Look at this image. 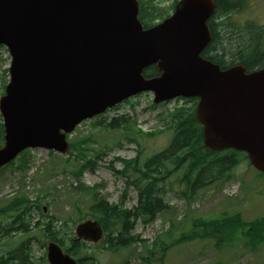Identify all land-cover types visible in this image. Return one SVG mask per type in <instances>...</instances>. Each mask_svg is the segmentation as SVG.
Instances as JSON below:
<instances>
[{"label":"water","instance_id":"water-1","mask_svg":"<svg viewBox=\"0 0 264 264\" xmlns=\"http://www.w3.org/2000/svg\"><path fill=\"white\" fill-rule=\"evenodd\" d=\"M214 8L213 0H181L172 16L145 28L138 0H0V45L12 58L0 98V168L27 148L67 153V133L83 120L151 91L156 104L198 97L206 146L245 151L264 172V68L222 69L201 56ZM153 64L162 73L148 78L143 71ZM76 233L98 242L104 231L90 219ZM47 259L78 264L55 242Z\"/></svg>","mask_w":264,"mask_h":264},{"label":"rangeland","instance_id":"rangeland-1","mask_svg":"<svg viewBox=\"0 0 264 264\" xmlns=\"http://www.w3.org/2000/svg\"><path fill=\"white\" fill-rule=\"evenodd\" d=\"M149 1L151 9L164 14L172 13L175 2ZM222 21L224 26L218 29L221 38L216 52L226 55L227 62L238 60L237 50L229 45H236L237 39H241L240 34L245 32L238 33V28L246 22L264 28V0H248L244 10L223 18ZM222 45L227 53L219 52ZM6 49L0 47V94L4 92L5 82L9 80L5 74L10 64ZM153 99V93H142L122 103L119 108L83 121L69 135L71 143L91 136L93 140L85 145L88 150L84 156L86 160H97L94 169L87 167L81 175L73 173L76 167L72 165L81 166L84 163L77 149H74L71 157L45 148H34L0 171V206L3 207L17 195H26L35 207L30 217L31 230L27 234L19 231L6 235L1 228L12 218H0V256H8L7 252L27 236L38 235L31 245L33 264H49V240L35 225L43 221V218L45 222L48 221L43 213L55 217L57 228H62L69 240L76 235V226L82 221L73 223V219L84 221L100 215L97 209L92 208L99 201L105 199L109 204L118 205L122 209L137 206L138 190L131 183L135 175H120L116 170L123 169L124 161L137 155L138 145L123 137L125 134L130 135V132L107 124L99 125L97 120L121 116L129 120L128 127L137 124L138 129L155 132L154 136H140L143 163L145 158L165 149L173 138V131L166 129L164 114L180 106L192 107L195 103L194 99H173L152 108ZM2 123L0 114V144L4 143ZM95 150L102 152L99 158L95 155ZM240 159L229 179H219L197 188L189 198L184 195L187 186L181 180L186 166H182L175 174H169L159 183L164 199L163 211L157 212L151 222L146 223L141 219L137 221L133 234L138 239L130 246L112 251L105 248L107 244L103 241L87 242L82 245L80 253L82 256L93 257L92 264H147L143 257L148 256L151 250L157 252L159 258L163 255V264H264V244L253 247L245 243L242 228L229 231L226 236L228 240L223 244H218L215 238L206 237L200 232L194 233L195 220L221 219L225 214L235 213H240L246 220H254L264 215V172L254 168L243 154ZM168 165L174 168L173 165ZM65 166L69 168L64 169ZM81 184L88 187L81 189ZM43 207H47L46 212ZM186 235L192 237H185ZM44 243L46 247L43 246ZM164 244L166 248L162 253ZM14 262L23 263V258ZM89 262L86 264H90ZM26 264L30 262L27 261ZM154 264L160 262L156 261Z\"/></svg>","mask_w":264,"mask_h":264},{"label":"trees","instance_id":"trees-1","mask_svg":"<svg viewBox=\"0 0 264 264\" xmlns=\"http://www.w3.org/2000/svg\"><path fill=\"white\" fill-rule=\"evenodd\" d=\"M141 3V19L147 25H153L157 18H164L165 15L161 14L155 9H151L149 6V0H139ZM248 0H215L216 11L215 16L209 21L210 27L214 35V42L218 41V33L216 31V24L214 18L216 16H223L227 13H232L238 10H243L247 5ZM250 31H240L244 34L241 35V39H237L236 45H229L230 48L237 50L238 60H234L231 63H226V60H222L220 57L225 55L220 54V57L211 58L213 61L219 63L223 68L232 65L236 62L244 64L248 71L259 69L264 67V40L263 32L264 28L256 27L254 25L249 26ZM212 46V45H211ZM220 53H227L226 48L222 45L219 49ZM236 55V53H233ZM8 69L5 70L6 76H8ZM160 74V70L156 65L150 66L144 71L146 77H153ZM6 84V82H5ZM5 87V86H4ZM196 102L192 107L180 106L174 111L168 112L165 115L166 129L173 131V138L170 145L163 151L155 154L152 157L145 158L141 163L143 151L140 136H154L153 131H144L134 126L129 125V120L124 117L116 116L111 119L103 118L97 120L99 125L105 126L106 124L112 128L122 129L130 132V135L125 134L123 137L129 142L138 145L137 156L130 160L124 161V168L122 170H116L120 175L134 174L135 178L131 181L134 187L138 190V205L134 209H122L118 205H110L104 199L93 205V209H97L100 222L102 223L106 237L104 243L107 244L105 248L112 251H118L120 248L130 246L132 242L138 239L133 234L135 230L136 222L141 218L144 222L148 223L154 220V216L157 212L163 211L164 199L161 194L159 183L163 182L169 174H175L177 170L185 167L184 174L182 176V182L187 186V190L184 192L186 197H191L192 191L197 188L206 186L207 184L214 183L219 179H229L232 176V170L239 164L240 156L243 154L248 158L247 154L234 149L218 152L212 151L204 144L203 126L196 120L195 107ZM152 108H155V104L152 102ZM2 126V125H1ZM2 140H3V126H2ZM93 139L91 136L78 139L71 143L72 149L79 151L78 155L84 159V163L80 165H72L76 167L73 173L81 175L83 170L87 167L94 169L97 160L85 159L84 154L89 144ZM1 145V144H0ZM95 155L99 158L101 151L95 150ZM73 152L71 153V157ZM75 156V155H74ZM70 162L71 159L67 158ZM80 164V163H79ZM168 164L174 166L171 168ZM64 169L69 167L65 166ZM63 169V170H64ZM130 182V181H129ZM88 186L82 184L81 189H86ZM40 207V204H38ZM35 207L31 200L25 195H17L10 200L3 207L0 206V218L11 217L12 220L3 226L1 229L6 235H10L14 232L23 231L27 234L31 230V215L32 210ZM48 221L37 222L35 225L40 229L42 235L49 241L59 243L64 250L70 255L76 257L80 264L93 263L91 256H82L80 250L82 245L86 243H80L72 236L67 240L66 233L62 228H57L55 224V217L43 213ZM83 219H73V223H77ZM194 233L200 232L202 235L210 238H215L218 244L226 242L227 233L229 231H236L239 228L243 229V234L246 238L248 245L256 246L258 244H264V215L256 217L254 220L244 219L240 213L225 214L221 219L210 220H195L193 222ZM200 229V230H199ZM193 233V234H194ZM12 236V235H11ZM38 235L27 236L23 241L19 242L15 247L10 249L8 256H0V264H26L27 261L33 264L32 261V247L34 238H38ZM185 237H192V235H186ZM236 239V238H235ZM157 243H155L156 245ZM46 247V244H43ZM166 245H163L161 249L162 253L165 251ZM163 256V255H162ZM157 257V252L151 250L149 255L143 257L147 264H154L156 261L162 263L163 257ZM23 258V263L14 262ZM12 261V262H11Z\"/></svg>","mask_w":264,"mask_h":264},{"label":"flooded vegetation","instance_id":"flooded-vegetation-1","mask_svg":"<svg viewBox=\"0 0 264 264\" xmlns=\"http://www.w3.org/2000/svg\"><path fill=\"white\" fill-rule=\"evenodd\" d=\"M219 55H220V54L217 53L216 51L211 53V56H212V57H215V56L220 57Z\"/></svg>","mask_w":264,"mask_h":264}]
</instances>
